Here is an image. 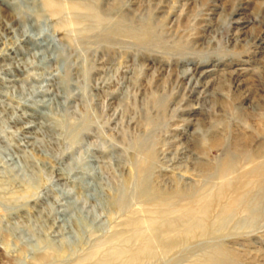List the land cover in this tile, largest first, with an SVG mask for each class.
Listing matches in <instances>:
<instances>
[{
	"label": "rangeland",
	"instance_id": "rangeland-1",
	"mask_svg": "<svg viewBox=\"0 0 264 264\" xmlns=\"http://www.w3.org/2000/svg\"><path fill=\"white\" fill-rule=\"evenodd\" d=\"M47 1L0 0V264H264V0Z\"/></svg>",
	"mask_w": 264,
	"mask_h": 264
},
{
	"label": "bare ground",
	"instance_id": "bare-ground-1",
	"mask_svg": "<svg viewBox=\"0 0 264 264\" xmlns=\"http://www.w3.org/2000/svg\"><path fill=\"white\" fill-rule=\"evenodd\" d=\"M60 5V4H59ZM42 7H43V9L45 10V11H50L51 10V13L53 12V13H55L56 12V10L53 8V6H52V4H51V2H49V1H47V0H45V2H44V4H42ZM82 6L78 3H72V4H70L69 5V8L71 9V10H73V11H80V9H83V8H81ZM64 7H62V6H59V12H61V10L63 9ZM58 13V12H57ZM56 13V14H57ZM262 171V172H261ZM259 173H260V175L261 174H264V169L263 170H261ZM80 182V181H79ZM72 206H71V209L73 210L74 208H73V206L75 205V204H71ZM144 255V254H143ZM134 258H135V256H133Z\"/></svg>",
	"mask_w": 264,
	"mask_h": 264
}]
</instances>
